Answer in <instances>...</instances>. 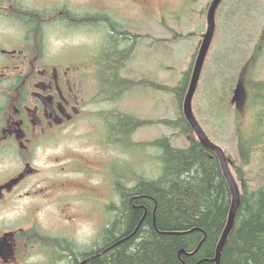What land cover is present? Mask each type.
<instances>
[{
  "label": "flooded vegetation",
  "instance_id": "obj_1",
  "mask_svg": "<svg viewBox=\"0 0 264 264\" xmlns=\"http://www.w3.org/2000/svg\"><path fill=\"white\" fill-rule=\"evenodd\" d=\"M131 19L77 12L69 0H0V264H84L106 251L103 232L120 204L119 149L134 146L135 130L121 142L119 110L134 87L121 76L140 41L124 29ZM89 28L95 50L68 43ZM74 137L94 155L73 154ZM89 203L110 216L92 237Z\"/></svg>",
  "mask_w": 264,
  "mask_h": 264
},
{
  "label": "trees",
  "instance_id": "obj_2",
  "mask_svg": "<svg viewBox=\"0 0 264 264\" xmlns=\"http://www.w3.org/2000/svg\"><path fill=\"white\" fill-rule=\"evenodd\" d=\"M227 1L216 9L215 20L224 16V32H234L240 28L242 16L235 9L241 10L247 1L235 0L231 2L234 8L223 11L222 6ZM205 11L206 6L203 16ZM235 21L238 23L233 27ZM217 28L216 24L214 34ZM114 37L122 39V32L116 30ZM202 37L176 86L148 79H125L129 86L144 85L172 94L177 107L174 117L157 122L121 114V142L125 143L123 136L129 138L134 130L154 123L171 129L172 134L147 144L161 151V173L157 178L135 177L131 186L123 181L119 183L120 204L115 206L112 221L103 232L106 251L90 257L84 264H214L216 246L227 223L231 194L216 155L197 141L181 111ZM242 43L236 38L230 41V48L219 50L213 58V72L205 65L210 45L195 90L196 94L205 78V83L211 82L207 89L211 93L208 114L217 117L221 123L235 115L237 156L236 162L230 160V172L239 188V204L219 264H264V186L259 182L252 186L251 179L246 177L252 154L257 151L264 157V81L254 80L250 69L246 75L242 71L250 61L248 57L253 55L256 60L264 48V9L255 40ZM234 50L238 52L237 58L230 63L229 51ZM237 85L242 87L243 99L247 97L251 113L245 131L240 114L231 113L232 90ZM172 136H183L187 145L173 146L170 143Z\"/></svg>",
  "mask_w": 264,
  "mask_h": 264
},
{
  "label": "rangeland",
  "instance_id": "obj_3",
  "mask_svg": "<svg viewBox=\"0 0 264 264\" xmlns=\"http://www.w3.org/2000/svg\"><path fill=\"white\" fill-rule=\"evenodd\" d=\"M69 1L72 2L73 9L77 12L86 9L89 13H97L99 11L114 13L120 18L121 24L127 18H132L127 23H124V29L130 33L133 31L132 33H135L137 39L140 41L134 50L135 54L133 53L127 60L128 63L126 64L124 72L121 71V76L127 78L133 77L137 81L139 78L140 80L146 78L151 81L163 82L167 86H176L181 78V74L187 70L191 57L196 52L200 36L205 33L206 11L211 2V0H138L132 2L131 0ZM234 1H227L228 3L226 2L222 6V10L234 8L235 5L231 3ZM246 1L247 5L241 10L238 7L235 9L236 11H240L243 16L240 17L239 29H236L234 32L229 30L224 32V25L226 24L224 16L220 15L216 20L218 28L214 34L210 54L208 60H206L207 63L205 62L206 67L211 72H213V58L219 50L223 51L222 48H230V41L236 38L241 43L243 41H247V44L252 43L259 32L263 16L264 0ZM205 6L206 11L204 17L202 11ZM130 21L131 24H129ZM237 23L238 21H235L232 26L235 27ZM232 26H230V30ZM89 30L92 33L89 31L88 35H86L83 33L87 32H83L81 37H76L73 34V36L68 38V43L73 42L75 46H79V44L90 46L92 50H95L97 48V38L99 39V37L92 28H89ZM144 36L146 37L143 38ZM71 52L77 55L81 52V48H73ZM237 54L238 52L236 50L229 51L230 63L237 58ZM248 58L250 61H248L246 67L244 66L243 69L245 70H242L244 75L252 71L253 75L251 77L254 80L264 81V48L259 51V56L256 60L255 57L253 58V55ZM244 75L243 80L245 79ZM73 76L78 77L75 73H73ZM204 79L201 81L199 89L193 97V114L210 141L224 150L230 160L236 162L235 157L237 156V151L235 150L236 142H234L235 115L233 114L227 117L228 119L224 123H221L217 117L208 114V101L211 98V93L207 89L210 87L211 82L205 83ZM136 85L134 87L132 86L133 88L129 87L127 91L121 94L119 98V110L121 114L155 122L162 118L174 117L177 105L172 98V94L154 90L150 87L145 88ZM213 86L215 87V85ZM231 106V113L237 112L240 114L242 120L241 126L245 131L248 129V121L251 117V113L248 110L247 97L238 107L235 105ZM84 129V127H81L76 131ZM171 134V129L157 123L136 129L130 139L134 146H130L127 143L126 146H121L119 149L118 163L120 164L121 172L120 180L127 183L128 186H131L135 177L148 180L157 178L161 173V161L159 159L161 151L153 146L144 144H148L164 136L170 137ZM88 143L89 140L86 142L85 138L74 137L72 142L73 154L82 155L86 158L93 156L96 151ZM170 143L176 147H184L187 145V140L183 136H172ZM262 155L263 153L255 151L252 154L249 166L246 167V177L251 179L249 183L252 186L258 182L264 186V157L262 158ZM112 159L110 156L109 160ZM62 166L64 165H58V169ZM69 176L72 178L77 177L70 174ZM88 181L92 185L97 182L95 178H88ZM106 182L110 181L106 180ZM101 197L105 202L108 201L110 203V199L107 198L105 192H101ZM89 205L90 210L85 227L88 236L92 237L98 231V227L94 226L98 224L99 218L102 216H110L104 208L103 210L97 208L96 212V205L94 203H89Z\"/></svg>",
  "mask_w": 264,
  "mask_h": 264
},
{
  "label": "water",
  "instance_id": "obj_4",
  "mask_svg": "<svg viewBox=\"0 0 264 264\" xmlns=\"http://www.w3.org/2000/svg\"><path fill=\"white\" fill-rule=\"evenodd\" d=\"M222 1L223 0H212L210 5L208 6L207 14H206V30L195 58L194 66L192 68V73L188 83V88L181 106L183 116L186 122L189 124L190 128L192 129L198 142L204 148L212 151L216 155L221 167L222 174L227 182L231 194V203H230L227 223L216 246L214 264H219L222 248L233 226L235 214L239 204V190L229 170L230 160L225 156L221 148L214 145L204 134L203 130L201 129V127L199 126L198 122L196 121L193 115L191 108V100L198 83L199 75L201 72V68L203 66L205 56L207 54V51L209 49L213 37L214 28H215V12L218 5ZM242 99H243V91L241 87L237 86L233 92L231 103H239L240 101H242Z\"/></svg>",
  "mask_w": 264,
  "mask_h": 264
}]
</instances>
